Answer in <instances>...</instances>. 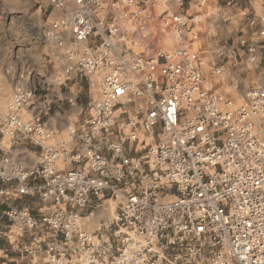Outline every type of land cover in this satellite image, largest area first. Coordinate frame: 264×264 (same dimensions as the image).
Returning <instances> with one entry per match:
<instances>
[{"label":"built area","instance_id":"obj_1","mask_svg":"<svg viewBox=\"0 0 264 264\" xmlns=\"http://www.w3.org/2000/svg\"><path fill=\"white\" fill-rule=\"evenodd\" d=\"M141 1H51L72 3L48 36L60 46L66 35L87 44L66 73L94 77L93 95L75 149L60 152L45 144L49 109L21 118L40 105L35 89L16 90L0 124L12 137L39 135L31 139L42 152L33 167L0 158V221L9 225L0 229V254L50 264H264V85L249 87L237 105L208 88L200 50L134 51L113 9ZM260 21L252 34L264 39ZM62 156L71 169L58 168ZM32 177L44 186H31ZM36 192L47 206L41 214L10 205ZM109 203L112 213L92 229Z\"/></svg>","mask_w":264,"mask_h":264},{"label":"rangeland","instance_id":"obj_2","mask_svg":"<svg viewBox=\"0 0 264 264\" xmlns=\"http://www.w3.org/2000/svg\"><path fill=\"white\" fill-rule=\"evenodd\" d=\"M51 1L0 0V118H4L11 113L10 102L14 99L18 87H32V89L36 90L37 94L42 95V105L40 103L38 107L49 109V114L44 115V122H46L49 115L53 114L54 109H57L58 112L59 108L56 105L58 99L57 97L54 98V95L57 96L62 93L68 97H72V85L66 80L68 77L66 69L72 67V65H75L79 61L87 44L81 43L74 45L66 35L64 36V45L60 46L54 39L48 36V32L50 33L53 30L52 23L66 16L69 9L72 8V3L66 4L69 9L54 8ZM162 4L164 9H168L169 15L165 17V14H163L157 21L159 24H167L166 29L172 31L169 34L174 35L179 43L171 47L162 46L155 51L146 48L142 42V36L137 35L138 30L134 34L132 31L137 27L139 29L140 24L144 27L145 21H151L153 24L157 22L154 19V17L157 18L154 15V10L157 8V5L154 2L148 3L146 0H143L140 4L130 7L121 4L119 8L113 9L114 15H118L122 19L121 25L129 21L128 29L130 33L128 38L131 43L130 46L134 51L142 52L146 56L156 57L161 52L170 53L188 46V43L183 42L185 33L182 28L181 16L178 13L180 11V4L178 2H175L173 5L168 2H162ZM141 6L146 10L141 12L142 14L138 17L137 12ZM125 12L131 14V16L125 18ZM236 37L244 39V32L241 31ZM231 41L233 44V37ZM249 43L251 45L250 41L246 44ZM191 50L198 51L200 48L196 45ZM72 51L75 55H73V59L71 57ZM226 53L230 56L228 58H235L232 57L233 55L229 50ZM213 55L215 53L211 51L207 55V58L211 59ZM253 58L255 60L258 59L256 56H253ZM241 59L237 57V66L232 65L231 60L227 64V58L218 63L221 67L225 65L226 67L229 66L227 69L233 80L235 79V82L232 81L227 84L221 83L214 88L216 92L233 99L237 105L244 103L245 94L249 87L264 85V74H261L264 71V59L260 64H256L255 62L250 63V60L241 64ZM244 59L247 60L245 55ZM61 83L62 85H60ZM218 86H224V91H218ZM36 107L34 106L30 110H24L22 112L21 118L24 123H28L33 118ZM69 108H71L70 103L64 104V110L67 111ZM5 129L4 123H1L0 157H8L13 163H22L20 161L24 162V160L29 161L31 157L26 158L27 156L23 154L28 147L38 151L40 156L42 147L31 139L32 137L38 139L40 138L39 135L31 132V137L19 132L16 137H12L5 132ZM46 130L51 133V136L46 139L45 144L53 146L60 152H69L75 149L73 130L64 129L52 132L47 125ZM64 145L69 148H62ZM57 166L60 169L68 168V163H66L63 156L57 161ZM104 217L102 210H98L91 218L92 222L90 227L92 229L97 228ZM21 256V254L17 255V253L14 257L10 256V258H14L15 260L8 261V264H35L37 262L36 257L23 255L24 260H22ZM39 260L44 262V264H50L46 256L40 257ZM4 261L5 259H2L0 264Z\"/></svg>","mask_w":264,"mask_h":264},{"label":"crops","instance_id":"obj_3","mask_svg":"<svg viewBox=\"0 0 264 264\" xmlns=\"http://www.w3.org/2000/svg\"><path fill=\"white\" fill-rule=\"evenodd\" d=\"M146 2H154L157 5V8L154 10V15L157 17H154V19L157 21L161 15L165 14V17L169 15L168 9H164L162 2H168L173 5L177 1L146 0ZM178 13L181 16L182 28L185 33L183 42L188 43V46H185V48L191 50V48H194L196 45L199 46L205 59L204 74L207 86L212 91L216 92L214 90L215 86L221 83L227 84L232 81L235 82V79L233 80L227 69L229 66H222V71L219 74L214 73L213 68L220 61L227 58V64L231 60L232 65L237 66L238 62H236V60L237 57H240L242 58L241 64L249 60L250 63H262L264 59V39H258L252 32L257 29H263L260 17L264 15V0H185L184 4L180 6V11ZM141 14L142 13H139L138 17H140L139 15ZM115 17L120 26L121 34L128 37L130 33L128 29L129 21L121 25L122 19H120L118 15H115ZM149 17L151 16L149 15ZM253 20H255L256 23H253ZM144 24V27L140 24L139 29L138 27L134 28L132 33L134 34L137 30L139 31L137 35L142 36L141 39L146 48L155 51L162 46L171 47L179 43L174 35L169 34L172 33V31L166 29L167 24H159L158 21L154 24L151 21H145ZM241 31L244 32V37L248 38L247 42L250 41L251 45L250 43L246 44L247 42L242 44L243 39L236 37ZM232 37L233 44L231 41ZM249 46H256L255 53L249 52ZM227 50H229L233 55L232 57L235 58H228L230 56L226 53ZM211 51H214L215 55H213L211 59H208L207 55ZM244 55L247 60L244 59ZM253 56H256L258 59L255 60ZM261 74H264V71H262ZM94 79V77L83 78L76 71H73L71 76L66 79L70 85H72V97H68L62 93L57 96L54 95V98L57 97L58 99L56 105L59 109L58 112L57 109H54L53 114L49 115L45 122L52 132L64 129L73 130L74 146L77 144V130L89 109V104L93 95L91 84ZM60 85H62V83ZM217 90L224 91V86H218ZM37 97L42 105V95L37 94ZM66 103H70L71 107L67 111L63 109ZM40 109L42 108L37 106L34 113H38ZM62 148L68 149L69 147L64 145ZM23 154L27 156L26 158L31 157L29 161H20L26 166L33 167L39 164L40 156L38 151L28 147ZM67 167L68 168L65 167L63 169H71L72 164H68ZM28 183L31 186L41 187L44 186L45 180L41 177H32L28 180ZM10 205L15 207L29 206L36 215L41 214L47 208L38 192L15 198L10 202ZM4 208L5 206L0 205V211H3ZM112 208V203H109V206L107 204L105 208L101 209L102 215H110L112 213ZM8 228L9 225L6 220L0 221V229L8 230ZM1 246L4 248L6 247L4 240L1 241ZM15 255L16 253L9 249L8 254H0V261L5 259L2 264H8V261L15 260L14 258H10V256L14 257ZM21 259L24 260V256H21ZM36 260L38 261L39 258H36Z\"/></svg>","mask_w":264,"mask_h":264}]
</instances>
